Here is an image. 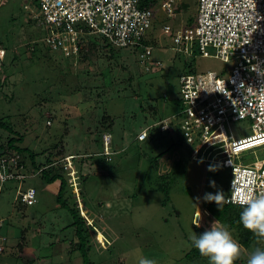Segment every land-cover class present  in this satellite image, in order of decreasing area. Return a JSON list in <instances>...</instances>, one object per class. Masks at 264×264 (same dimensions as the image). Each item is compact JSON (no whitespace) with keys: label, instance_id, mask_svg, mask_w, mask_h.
Instances as JSON below:
<instances>
[{"label":"rangeland","instance_id":"obj_1","mask_svg":"<svg viewBox=\"0 0 264 264\" xmlns=\"http://www.w3.org/2000/svg\"><path fill=\"white\" fill-rule=\"evenodd\" d=\"M162 1L153 8L156 43L146 69L139 63L142 48L112 46L97 34L85 37V45L96 44L88 59L73 54L70 45L47 50V27L30 18L29 0H0V45L7 53V78H0V119L8 123L0 126V143L20 137V146L35 153L37 165L61 148L65 155H93L80 167L69 158L73 170L68 172L66 195L95 227L87 253L94 264H138L141 256L157 264H209L198 250L192 253L189 237L222 225L239 245L235 260L247 264L254 250H264V237L252 234L246 245L243 225L234 223L235 213L217 218L205 209L206 203H222L229 193L231 169L216 164L230 153L217 142L219 130L211 131L199 149L180 141L156 161L154 156L178 138L157 130L155 140H136L143 129L176 111L180 74L229 67L212 47L208 56L175 50L171 38L161 33L162 26L173 31L189 27L197 0H181L186 7L180 6L174 17L167 16ZM33 43H38L35 51ZM252 123L231 121L223 134L250 135ZM104 132L111 133L107 151L110 143L122 150L109 164L98 159ZM262 158L264 146L232 161L246 164ZM58 185L40 175L26 179L20 189L35 187L38 201L19 207L14 199L18 182L0 183V264H84L80 253L69 247L73 228L64 227L73 218L56 202Z\"/></svg>","mask_w":264,"mask_h":264},{"label":"built area","instance_id":"obj_2","mask_svg":"<svg viewBox=\"0 0 264 264\" xmlns=\"http://www.w3.org/2000/svg\"><path fill=\"white\" fill-rule=\"evenodd\" d=\"M141 1L29 0L28 11L37 25L46 26L50 31L44 43L52 49L62 50L70 45V51L77 54L86 46L85 37L97 34L116 47L142 48L139 63L149 69L152 44L143 41L156 43L155 14L153 8L142 6ZM181 4V0H163L161 7L167 16L174 17ZM161 31L171 38L176 50L208 56L207 48L212 47L215 55L229 67L181 74L183 106L171 117L158 122L160 129L173 132L178 124L181 135L194 149H199L211 131L218 129L221 137L217 142L230 151L216 160V164L231 169L225 203L236 204L233 201L244 192L264 195V158L246 164L232 161L264 146V0H197L195 19L189 27L173 31L165 24ZM4 54L5 49L0 48V59ZM241 119L253 122V133L240 138L223 134L224 127L228 128L231 121ZM148 129L139 132L137 138L145 139ZM103 142L104 153L109 154L107 146L111 134L104 133ZM69 158H66V167L70 172ZM41 170H32L28 175L23 166L18 165L16 156L1 157L0 183L17 180L15 201L33 205L35 189L28 186L22 191L21 182ZM2 246L0 242V250Z\"/></svg>","mask_w":264,"mask_h":264},{"label":"trees","instance_id":"obj_3","mask_svg":"<svg viewBox=\"0 0 264 264\" xmlns=\"http://www.w3.org/2000/svg\"><path fill=\"white\" fill-rule=\"evenodd\" d=\"M159 3V0H142L141 4L144 7H150V8H154L155 5H157ZM182 8L186 7V5H184V3L181 4ZM155 20V17H154ZM167 19L163 18V21L165 22ZM37 24V23H36ZM156 24V20L154 21L153 27H155ZM39 27H42L40 25H38ZM48 30V29H47ZM50 34V31L48 30V34ZM93 36V35H90ZM46 37V36H45ZM104 38V37H103ZM105 41L108 43V41L105 39ZM145 44H154L155 42L153 40H147L144 39L143 41ZM43 43H44V39H43ZM45 44V43H44ZM111 45V43H109ZM34 47L33 49H31L32 51H35L36 48L38 47V43H33ZM96 44L94 42L89 43V45H86L82 48L79 49L77 56L78 57H83V59H88V56L91 55V51H93V48ZM45 46L47 47V50H52V51H57L55 49L50 48L49 46H47L45 44ZM113 46V45H112ZM0 48H4L0 45ZM5 49V48H4ZM176 50V49H175ZM180 51V53H182L183 55L188 53H185L183 49L181 50H177ZM6 50H5V54L3 56L2 59H0V78L3 77L4 81L7 78L6 75L4 74V59L6 56ZM199 55V53L195 52L191 55ZM183 74V73H182ZM181 75V74H180ZM180 78V76H179ZM180 100V104L178 105L176 111H173V113L168 114V115H164L161 118L158 119V121L154 122L153 125L148 126V135L145 139L143 140H139L137 138L136 135V140L137 141H145L146 139L148 140H155L156 139V131L158 130L160 133H167L169 136H172V134H174V136H176L178 139L175 142H172L169 145L168 149H165L163 152H160L159 154H157L156 156H154L155 160H158L160 157H162L165 153L168 152L169 149H171L172 147H174V145L179 144L180 141H184L185 143H187L184 139V137L181 135L180 132V128L178 126V124H175L174 126V131L173 132H169V131H163L160 129V124H158V122H161L163 119L169 118L172 115H174L180 108H182V99L181 96L179 98ZM108 117L105 116L104 118ZM171 120V119H170ZM0 126H6L8 127V123L4 122L2 119H0ZM108 127V126H107ZM106 127V128H107ZM150 131V132H149ZM104 133H109V132H104ZM100 137L101 140V149L98 155V159L99 161H104L106 164H109V162H112L113 160V155L119 153L122 150H117L115 149L113 143H111V152L109 154H105V149H104V142H103V134ZM111 134V133H109ZM22 142L20 137H8L7 141L4 143H0V156H4L6 158H9L11 156H16V160L18 165L23 166V171L25 170V173L29 175L30 172H32V170L38 171L39 169L42 168V170L40 172H38L35 176H42V178L47 182V183H53L55 181H57L59 183L58 185V191L55 195L56 197V202L59 206L64 207L68 210V212L70 213L71 217L73 218L72 222L69 223L67 226H65L64 228H68V227H72L73 228V238L69 241V247L71 252H79L80 255L82 256L83 259V263L84 264H94L93 262H91L88 258V250H90L91 246H90V238L92 236V231L95 229V227L90 224L87 223V220H85V217L82 216L78 209L77 206L73 203L70 204L69 201V196L66 195V193H68L69 191V178H70V174L68 173L69 170L66 167L67 166V161L66 158L67 156H70V159H72V162H77L76 165L78 167L82 166L84 164V162L86 161V159H89L90 157H92L93 155L91 154L90 156L86 155H82V154H76V153H71L69 155H65L64 154V148L58 149L57 153L55 154H50V156L53 158L51 159L50 156L47 157L46 159V163L45 164H36L35 161V153L31 152L29 150H27L25 147H21L20 143ZM58 144H54V148H58L57 147ZM8 150H11V153L8 154L7 152H9ZM50 157V158H49ZM30 164V165H29ZM34 176V177H35ZM82 177V175H81ZM28 179V178H27ZM18 182L17 180H11L9 182ZM24 181H22L21 183H23ZM19 184V183H18ZM32 187V186H29ZM35 189L36 191V202L38 201V196H37V190L35 187H32ZM17 205L19 207H25V206H31V205H24L22 203H18L16 202ZM34 203V204H35ZM33 204V205H34ZM205 209L208 210L209 212L213 213L217 218H222V216H228L231 213H235L237 215V219L235 220L234 223H239V214L242 211V208L240 205L238 204H227L225 203V201H223L222 203H206L205 204ZM244 228V227H243ZM1 230V227H0ZM95 231V230H94ZM243 237H242V242L244 244L247 245V242L250 238V236L253 234L255 235L253 232H251L248 229L243 230ZM246 237V239H245ZM4 252V250H0V255H2ZM193 252H196V249L193 247ZM233 264H239L236 260H234Z\"/></svg>","mask_w":264,"mask_h":264},{"label":"clouds","instance_id":"obj_4","mask_svg":"<svg viewBox=\"0 0 264 264\" xmlns=\"http://www.w3.org/2000/svg\"><path fill=\"white\" fill-rule=\"evenodd\" d=\"M208 196L213 195L208 194ZM219 198L216 196V200ZM209 201L213 200L209 199ZM233 202L242 208L239 214V223L255 235L264 237V195L257 196L250 191L244 192L238 194ZM199 220L200 217L197 216L196 221L199 222ZM189 239L192 247L198 250L201 256L206 257L209 264H233L239 255V245L233 240L231 232L225 225L209 227L199 234L193 232ZM138 264H157V262L154 259L141 256ZM247 264H264V250H254Z\"/></svg>","mask_w":264,"mask_h":264}]
</instances>
